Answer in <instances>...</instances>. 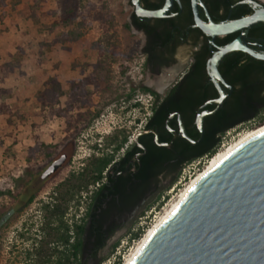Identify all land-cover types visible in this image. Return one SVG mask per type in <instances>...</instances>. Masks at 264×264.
<instances>
[{
  "label": "rangeland",
  "instance_id": "obj_1",
  "mask_svg": "<svg viewBox=\"0 0 264 264\" xmlns=\"http://www.w3.org/2000/svg\"><path fill=\"white\" fill-rule=\"evenodd\" d=\"M259 1L264 3V0ZM126 5L127 0H0V66L10 61L11 55L22 52L19 66L4 77L0 75V213L11 207L14 197L30 178L34 187L41 186L30 205L8 224L0 226V264H30L25 251L31 248L30 240L38 235L41 204L48 201V194L68 174L79 172L86 159L94 153L92 145L99 144L98 147L104 148V138L120 128L128 135L129 144L133 134L142 129L149 112L148 97L142 96V105L131 109L117 101V97L128 92L131 84L139 86L142 79L140 34L125 28L131 10ZM68 8H73L76 16L71 26L62 22ZM99 10L110 19L111 27L89 17L77 41H58L62 34L82 20L79 11L83 15H91ZM108 36H111L112 43H106ZM112 47H116L113 58L110 54ZM101 49L106 56L103 60L105 68L110 71L108 81L86 84L85 90L90 94L87 107L76 106L63 118L49 117L48 109L41 107L35 94L48 79L56 78L64 95L53 108L62 110L69 83L91 77L94 64L103 59ZM185 56L181 53L178 58L184 59ZM127 67L129 72L125 75V70H121ZM137 95L141 97L140 93ZM125 107L129 110L127 114ZM97 112L98 115L93 117ZM262 113L264 115V110ZM137 119L136 124L134 121ZM258 126L251 123L236 128L227 138V143L231 144ZM38 143L53 145L54 154L50 157L37 154L28 160L30 150ZM117 157L115 155L114 158ZM60 158L64 161L62 167L49 180L35 185L41 171L52 160ZM186 184L187 181L176 182L173 186L164 183L160 190H166L162 193L165 196L162 206L155 209L154 203L142 213L143 206L123 228L116 231L97 258L89 259L85 264H104L113 256H118L122 262L136 245L128 241L130 229L142 226L144 234ZM83 211V203L79 207L70 204L65 216L67 223H71L72 217L81 216ZM20 234L29 239L25 240ZM115 243L118 244L111 251Z\"/></svg>",
  "mask_w": 264,
  "mask_h": 264
},
{
  "label": "trees",
  "instance_id": "obj_2",
  "mask_svg": "<svg viewBox=\"0 0 264 264\" xmlns=\"http://www.w3.org/2000/svg\"><path fill=\"white\" fill-rule=\"evenodd\" d=\"M180 1L183 4L188 3V0ZM235 1L239 0H230V2ZM162 2L163 0H159L157 4H150L146 1L148 6L144 8L159 9ZM207 2L214 3L215 0ZM228 7L206 6L215 23L217 20L214 14L220 8ZM181 8L180 10L175 7L179 15L174 18L146 20L132 14L131 24L136 29L142 30L150 40L148 48L144 50L148 55L155 48L165 46L170 37L178 33L179 27L192 23L190 6ZM79 12L82 20L76 22L72 30L62 34L58 41L62 43L77 41L82 36V28L88 23L89 17L99 20L104 26L111 23L101 10L91 15L89 13L83 15L81 11ZM73 13V8L66 10V18L62 21L65 26H71L75 22L76 16ZM237 13L234 12L235 15ZM125 28H130L129 23L125 24ZM197 34L202 35L199 31ZM232 38V35L217 37L215 43L224 46ZM112 42L111 36L106 37V43ZM100 52L103 59L100 58L94 64L91 77L69 83L62 110L53 108L64 95L59 81L56 78H50L42 85L35 96L41 107L48 109L49 117L63 118L74 107H87L90 104V94L85 90L86 84L96 85L99 80L108 81L110 76V71L105 68L103 61L106 57L103 55L104 49ZM115 53L116 47H112L110 51L112 58ZM21 54L20 51L11 55V60L0 66L1 77L19 66ZM204 56L205 53L201 52L196 57L194 68L184 78L181 86L177 85L168 90L161 101L153 93L156 101L146 127L156 131L159 144L172 141L171 145L168 147L157 145L154 142V135L147 134L138 138V142L143 146L140 147L143 149L132 144L124 150L121 157L115 160L116 153L123 149L128 141V135L122 129L104 138V148L98 147L99 144L92 145L93 149L101 151L100 155L94 152L86 159L78 173L68 174L48 194V201L41 204L40 225L36 230L38 235L30 240L31 248L25 251V258L30 264H85L87 260L95 259L115 232L127 222L134 208L144 206L142 213H145L154 203H156L155 209L162 206L165 200L162 193L166 191L160 192L163 179L170 178L169 185H176L181 169L186 164L204 156L211 158L216 154L221 137L226 131L251 123L264 124L262 113L264 110V61L235 51L225 55L218 66L221 77L232 87V92L217 111L204 117L202 139L197 144H191L180 136L172 140V134L166 127V120L170 114L176 112L180 115L186 135L196 141L200 136L195 124L196 113L205 102L218 97L216 89L206 84V75L203 70ZM143 91L148 90L143 88ZM225 91L228 92V89ZM214 108V104H209L203 110L211 112ZM97 115L98 112L93 117ZM167 125L169 128H177L175 119L169 120ZM104 150L107 152H102ZM54 151L53 145L38 143L36 148L30 150L27 159L30 160L37 154L50 157ZM136 153L140 155L134 161L135 171L129 169L123 173L125 165L133 160ZM111 167L116 178L107 175V182L90 190V187H94L105 178ZM40 188L41 186L32 185V178L26 181L14 197L11 207L5 213H0V226L8 224L12 218L30 205ZM83 193H85L84 197ZM8 194L11 195L10 192ZM153 196H155L154 201L149 203V199ZM81 203L84 204L85 211L81 216L72 217L71 223L68 224L65 216L70 204L79 207ZM142 234L143 228H131L127 234L128 241L138 240ZM20 236L25 240L29 239L24 234ZM117 244L112 245L111 251ZM120 263L121 260L118 258L115 264Z\"/></svg>",
  "mask_w": 264,
  "mask_h": 264
},
{
  "label": "water",
  "instance_id": "obj_3",
  "mask_svg": "<svg viewBox=\"0 0 264 264\" xmlns=\"http://www.w3.org/2000/svg\"><path fill=\"white\" fill-rule=\"evenodd\" d=\"M174 2L180 4L179 0H164L161 8L148 10L140 6V0H131L134 14L148 20L168 17ZM198 2L190 0L194 26L212 42L217 37L247 32L254 24L264 23V7L227 22L214 23L209 17L204 22L199 16ZM235 51L264 61V54L253 52L240 38L219 47L207 62L218 97L205 102L196 113L198 140L186 135L178 113H172L166 120L169 131L168 121L177 116L179 133L184 139L191 144L202 139L204 117L217 111L232 92L218 66L225 55ZM221 85L228 89L227 93ZM209 104L215 105L214 110H203ZM151 132L157 145H171L172 141L159 144L156 133ZM142 134L135 133L133 139L136 141ZM61 162L62 159L52 162L34 184L54 174ZM131 264H264V130L240 144L195 183Z\"/></svg>",
  "mask_w": 264,
  "mask_h": 264
},
{
  "label": "flooded vegetation",
  "instance_id": "obj_4",
  "mask_svg": "<svg viewBox=\"0 0 264 264\" xmlns=\"http://www.w3.org/2000/svg\"><path fill=\"white\" fill-rule=\"evenodd\" d=\"M146 1L149 2L150 4L159 3V0H140V6H142L143 8H144V6H148L146 4ZM207 1L208 0H200V2H198V4H197L199 16L204 22H207L208 17L214 22V19L210 16L206 6H229L227 9L220 8L218 10V12L216 14H214V18L217 20V23L227 22V21L242 18L244 16H248V15L252 14L254 10L259 9L260 7H264V3L260 2L259 0H239V1H235V2H230V0H215L214 3H208ZM163 2H164V0H163ZM163 2L160 5L161 7L163 6ZM126 6H129L131 8L130 14H129V19H128L130 29L135 31L136 33L140 34L139 49H140V54L142 56V63H141V68H140V70L142 71V79L139 82L140 83L139 86L131 84V87L129 88L128 92H126L123 96L117 97V101H120L122 104H126L127 107H129L131 109V108L140 107V105H142V96L148 97L147 102H148V106H149V112L147 113V115L144 118L141 131H138V132H143V134L140 136H145L147 134H153L151 131L156 133V131L153 130L152 128L146 127L147 122L149 120V117L151 116V113H152V108H153L155 101H156V96L158 97V100L161 101L165 97L168 90H170L171 88H173L177 85L181 86L182 82L184 81V78L187 76V74L190 72V70H192L194 68V65L196 63V57L201 52L205 53L204 60H203L204 61L203 62V70H204V73L206 75V84H208V86L212 85V87H214L216 89L212 79L209 76V71L207 69V62H208L209 58L213 55V53H215L217 51V49L221 46H219V45H217V43H215V39L212 42L208 36L204 35L198 28H196L194 26L193 18H192V23L185 25L183 27H179L178 33H175L174 36L170 37L168 43L165 46H159V47L155 48V50H153L152 53L150 55H148L144 50H146V48H148V43L150 40L142 30L136 29L131 24V16H132V14H134V11L132 8L133 5L131 3V0H127ZM179 6H181V7L182 6H191L190 0H188V3H185V4L181 3V1H180V4H178L177 2H174L171 10L168 13V17H166V18H174V17L178 16L179 12L175 11V7H178L181 10L182 8ZM254 6H256V7H254ZM238 8H239V10H238ZM190 10H191V7H190ZM234 12H238L237 15H235ZM173 14H176V15L172 16ZM191 15H192V12H191ZM146 20H148V19H146ZM152 20H154V19H152ZM198 31L201 32L202 35L197 34ZM231 35L233 36L232 40H234L236 38H240L241 42L244 45H246L249 49H251L253 52L259 53V54H264V23H262V22L256 23L247 32L240 31V32H237V33H234ZM231 35H227V36H231ZM181 53L186 54L184 59L178 58L179 54H181ZM246 55H248V54H246ZM259 61H261V60H259ZM128 69L129 68L127 67V68L122 69L121 71L125 70V75H127L129 72ZM121 71H120V74H121ZM164 75L169 76L170 79L166 83H163V85L160 87V89H157L155 83L158 80H160ZM143 88H146L148 91L144 92ZM221 88L223 89L224 92H226L225 90L227 88L225 86L221 85ZM216 91H217V89H216ZM137 93L141 94L140 98L138 97ZM153 93L156 94V96L153 95ZM217 93H218V91H217ZM127 107H125V113L126 114L129 111V110H126ZM174 113H176V112H174ZM173 119L176 120L177 128L176 129L170 128L171 131H169L168 129L167 130L169 133L172 134V138H173V136H175L173 139V140H175L178 136H180V137H182V136L179 133L177 116L172 117L170 120H173ZM92 121H94V119H92ZM138 121L139 120L137 119L134 121V123L137 124ZM140 136L137 137L136 141L133 139V136H132V140L130 141V143L125 145V147L120 150L122 152L120 154H118L119 152L116 153V156L118 155V157L115 158V160L118 159L119 157H121L124 150L127 147L131 146L132 144L141 148L140 146H142V145L138 142V138ZM156 136H157V133H156ZM141 149H143V148H141ZM92 150H93V152L98 154V149L92 148ZM139 155H140V153H136L133 157V160H130V162L125 165V169H124L123 173H125L129 169L135 171L134 161H136V159L138 158ZM56 160H59V159L52 160L47 165V167L41 171V173L44 172L48 168V166ZM63 164H64V161L62 160L61 165L57 168V170L54 172V174L62 167ZM71 173H78V172H71ZM54 174H52L50 177H48L46 180L42 181L41 183H44L47 180H49ZM107 175L111 176L112 178H116V174H114V171L112 170V167H111L110 170L107 172L105 178L99 184L97 183L94 187H90L89 189H91V190L96 189L102 183L107 182L108 181V179L106 178ZM169 182H170V178L163 179L161 181L160 187H162V185L164 183L169 184ZM153 197H151V198H153ZM142 207L143 206H139V207L134 208V210L132 211V213L128 217V220L126 223H128V221L132 217H134ZM125 224L123 226H125ZM90 260H92V259H90Z\"/></svg>",
  "mask_w": 264,
  "mask_h": 264
},
{
  "label": "bare ground",
  "instance_id": "obj_5",
  "mask_svg": "<svg viewBox=\"0 0 264 264\" xmlns=\"http://www.w3.org/2000/svg\"><path fill=\"white\" fill-rule=\"evenodd\" d=\"M170 79L169 76L164 75L160 80H158L156 84V88L160 89L163 83H166ZM155 86V85H154ZM264 130V124L253 128L246 133L242 134L237 138L234 142L219 150L209 161V163L200 171L194 178L191 179L189 183L181 190L176 199L168 206V208L164 211V213L158 217L157 221L145 232L144 236L141 240L135 245L133 250L130 252L128 257L126 258L123 264H131L134 258L141 251L146 242L150 239L153 233L157 230V228L174 212L179 203L185 197V195L191 190V188L195 185V183L202 178L204 175L212 171L215 167H217L225 157H227L235 148H237L240 144L254 136L255 134Z\"/></svg>",
  "mask_w": 264,
  "mask_h": 264
},
{
  "label": "built area",
  "instance_id": "obj_6",
  "mask_svg": "<svg viewBox=\"0 0 264 264\" xmlns=\"http://www.w3.org/2000/svg\"><path fill=\"white\" fill-rule=\"evenodd\" d=\"M236 129H231L225 132V134L221 137L219 146L217 148L216 153L223 149L224 147L228 146L229 143H227V138L231 135L232 132H234ZM215 155V154H214ZM213 157V156H212ZM211 157V158H212ZM211 158H207L206 156L199 158L197 160H194L188 164H186L182 169L181 172L179 174L178 177V181L177 182H186L189 183L191 181L192 178H194L200 171L203 170V168L209 163ZM157 221V220H156ZM156 221H154L153 223H155ZM153 225V224H152ZM151 225V226H152ZM142 228V226H141ZM148 230V229H147ZM146 230V231H147ZM145 231V232H146ZM145 234V233H144ZM144 234H142V237L144 236ZM141 237V238H142ZM141 238H139L138 240H131V243H135L137 245V243L141 240ZM128 257V255L122 259V262L120 264H123L126 260V258ZM118 260V256H113L111 259H107V262H105L104 264H115Z\"/></svg>",
  "mask_w": 264,
  "mask_h": 264
}]
</instances>
